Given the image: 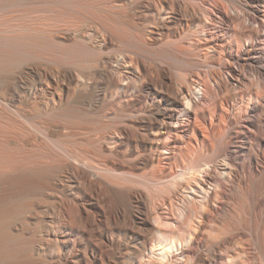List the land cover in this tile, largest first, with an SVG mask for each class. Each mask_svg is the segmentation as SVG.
Listing matches in <instances>:
<instances>
[{"label":"bare ground","instance_id":"1","mask_svg":"<svg viewBox=\"0 0 264 264\" xmlns=\"http://www.w3.org/2000/svg\"><path fill=\"white\" fill-rule=\"evenodd\" d=\"M0 264H264V0H0Z\"/></svg>","mask_w":264,"mask_h":264}]
</instances>
